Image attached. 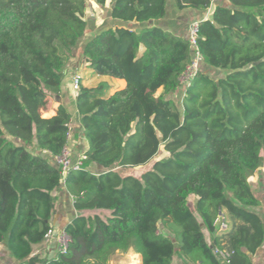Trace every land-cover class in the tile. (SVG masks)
I'll return each instance as SVG.
<instances>
[{"label":"trees","instance_id":"trees-1","mask_svg":"<svg viewBox=\"0 0 264 264\" xmlns=\"http://www.w3.org/2000/svg\"><path fill=\"white\" fill-rule=\"evenodd\" d=\"M90 1L107 2L0 0V245L22 264H109L130 250L142 264H172L176 254L223 264L215 253L223 248L232 252L226 264H253L264 245V219L251 210L263 201L249 181L264 165V0H228L199 22L202 67L179 103L171 96L194 50L189 38L147 25L164 19L168 0H111L110 18L122 25L86 39ZM174 2L208 12L213 0ZM78 48L97 75L127 86L109 95L106 83L80 85L88 149L63 177L55 158L72 115L64 105L42 115ZM161 151L168 156L157 160ZM63 184L74 210L67 248L35 254L52 233ZM219 208L232 222L224 234Z\"/></svg>","mask_w":264,"mask_h":264},{"label":"crops","instance_id":"crops-1","mask_svg":"<svg viewBox=\"0 0 264 264\" xmlns=\"http://www.w3.org/2000/svg\"><path fill=\"white\" fill-rule=\"evenodd\" d=\"M220 6H229L228 0H213L211 6H215V8ZM112 4L111 0H107L105 7H101L96 4L94 1H90L86 10V17L85 19L90 20V31L87 33L86 39L91 38L96 33H98L101 29L105 28L106 26L111 25H122L121 22L114 21L110 18V10ZM211 8V7H210ZM210 10V9H209ZM208 12L193 10V9H185V10H178L174 0H168L167 2V12L164 19L160 21H151L148 23V26H159L166 29L169 32L177 34L181 37L189 38L190 29L194 22H200L210 18V14ZM89 17V18H88ZM126 26H131L134 28H139L140 25L138 23L126 24ZM83 70L84 75H83ZM216 76L222 77L225 75V72L213 70ZM86 73H90L88 75H92L93 80L97 81L98 84L106 83L109 86V95L114 94L117 91L123 90L126 88L127 83L125 80L122 79H115L117 84H110L108 81H102L101 78L97 77V74L89 67L88 63H86L85 58L82 54V49L78 48L74 50L73 57L70 61L68 68L65 71V77L62 83L61 90L59 94H54L50 97V103L48 109L43 112L44 118H52L56 115L58 108L61 105H64L68 111L72 115V120L70 124V134L71 138L68 142V146L71 151V155L74 161H78L83 158L84 153L88 149L87 141L85 138L84 130L80 125L77 109H76V97L77 91L73 88L74 77L79 74L82 76L81 84L87 88H94L97 85L92 84L86 78ZM91 78V77H90ZM111 78V77H110ZM181 89H184L182 87ZM183 91L178 94L177 93L171 96L176 101H181ZM163 157L158 156L157 160L161 158H165L168 156L166 152L163 151ZM152 166V164L148 165V169ZM96 171L100 170V167L94 168ZM137 174V176H139ZM53 195L57 198L56 200V210L52 219V227L58 231H54V234H51L48 241L44 242L41 245L35 246L34 253L40 254L42 256L50 255L54 256L57 252L58 244H59V235L64 232L66 225L71 221V216L74 215L73 210V200L72 197L69 195L65 185L63 184L59 189H57ZM261 198V197H260ZM262 200V198H261ZM263 201V200H262ZM264 201L262 202V205ZM262 206L257 207V214L264 219V213L260 212ZM210 241V237H208ZM142 261V257H141ZM253 264H264V245L260 249V251L252 257ZM0 264H22L18 263L14 260L8 251L5 249L3 245H0Z\"/></svg>","mask_w":264,"mask_h":264},{"label":"built area","instance_id":"built-area-1","mask_svg":"<svg viewBox=\"0 0 264 264\" xmlns=\"http://www.w3.org/2000/svg\"><path fill=\"white\" fill-rule=\"evenodd\" d=\"M199 31V22H194L190 29L189 41L194 50V56L191 61V64L186 68V71L181 77V83L183 87L190 85L192 79L197 75L202 66V56L200 55L197 47V38ZM82 76L77 74L74 77L73 88L75 91L79 90L81 84ZM71 138V134L67 135V144L64 147L62 154L55 158V162L60 167L61 174L65 177L68 172L71 170H79L82 166V160H78L77 162H73L70 148L68 146V142ZM215 226L218 228L219 234H224L230 230L228 215L224 208H219L216 212ZM68 237L65 233L59 235V247L62 252H65L67 248ZM215 253L217 257L223 264H226L228 259L231 257L232 252L226 248L216 249Z\"/></svg>","mask_w":264,"mask_h":264},{"label":"rangeland","instance_id":"rangeland-1","mask_svg":"<svg viewBox=\"0 0 264 264\" xmlns=\"http://www.w3.org/2000/svg\"><path fill=\"white\" fill-rule=\"evenodd\" d=\"M89 18V17H88ZM202 67V66H201ZM206 72H208L209 74H211L214 78H218V76H216V74L213 72V68H204ZM84 71L83 70V75H84ZM90 73H86V78L91 81L93 80L92 75H88ZM91 77V78H90ZM98 78H101L102 81L106 80L108 81L110 84H117L115 79L110 78V77H105V76H99L97 75ZM92 84L94 85H98L97 81H91ZM183 89L180 88L178 94H180L182 92ZM180 101V100H179ZM178 101V103H179ZM160 157L164 156L163 155V151H161V154L159 155ZM148 168H137L134 169V175H137V173L139 172H144L146 171ZM125 173H131V171H126ZM251 184L253 185V189L256 192V195L258 197H261L262 200L264 201V165L263 167H261L253 176L250 177ZM193 205V203L191 202V206ZM252 211H255L256 213L257 208H252ZM260 212L264 213V204L262 205V208L260 209ZM109 212H105L104 214H108ZM109 215V214H108ZM229 224L231 227L232 222L229 220ZM54 231H58L56 230V228H54ZM54 231H52L51 234H54ZM206 234V232H205ZM209 237V235H207ZM59 237V236H58ZM178 247V244H176V248ZM109 264H142L141 261V256L139 254L134 253L132 250H130L128 253H121L118 252L116 253L110 260ZM172 264H191V262H189L185 257H183L181 254H176L173 259H172Z\"/></svg>","mask_w":264,"mask_h":264},{"label":"water","instance_id":"water-1","mask_svg":"<svg viewBox=\"0 0 264 264\" xmlns=\"http://www.w3.org/2000/svg\"><path fill=\"white\" fill-rule=\"evenodd\" d=\"M214 10H215V6H211V8H210V10H209V14L212 15L213 12H214ZM41 156H42V157H45V153L42 152V153H41ZM72 219H73V217L71 216V220H72Z\"/></svg>","mask_w":264,"mask_h":264}]
</instances>
